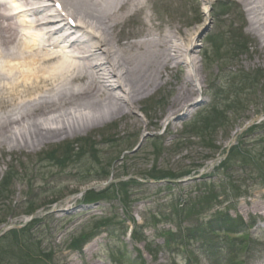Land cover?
<instances>
[{
	"label": "bare ground",
	"instance_id": "1",
	"mask_svg": "<svg viewBox=\"0 0 264 264\" xmlns=\"http://www.w3.org/2000/svg\"><path fill=\"white\" fill-rule=\"evenodd\" d=\"M60 1L66 16L43 15L33 7L34 0L15 1L28 17L20 25L0 6V153L12 145L33 154L69 135L125 122V106H136L165 84L166 73L181 66L175 42L187 37L175 24L169 23L174 34L169 36L160 26L157 33L126 27L138 11L149 17V0ZM238 1L254 15L249 31L264 41V0ZM56 18L65 24L72 19L73 32L62 34L55 28ZM43 30L48 31L42 39L33 33ZM61 44L72 50L71 58L56 51ZM259 54L264 59V45ZM187 62L195 65L189 56ZM196 79L185 75L170 102L171 115L184 112L193 101ZM73 116L78 117L68 122Z\"/></svg>",
	"mask_w": 264,
	"mask_h": 264
},
{
	"label": "rangeland",
	"instance_id": "2",
	"mask_svg": "<svg viewBox=\"0 0 264 264\" xmlns=\"http://www.w3.org/2000/svg\"><path fill=\"white\" fill-rule=\"evenodd\" d=\"M152 7L154 8V14L152 15V18L155 20V22L157 23L158 21V12L160 14V16L163 19H167L169 17L170 20L175 19L179 24L178 27L181 28V25H183L184 23H186V21H190V28H191V32H189V34H192V38L193 40H196V46L194 45V55L196 57H198V59H196L197 62V66L198 67V71H199V84L197 83L198 86L203 85V87L205 86V73H204V65L205 62H203V66H202V54H203V49L206 48L208 46V42H209V37H216L219 34H222L223 30H224V25L225 26H229L230 23H234V28L242 26L241 24L237 23V18L236 15H229L226 17H221L219 13V16H214V18L209 17L208 21L202 20L199 24H197L196 20H197V15L199 13V10L203 9L204 5L206 4V0H149ZM158 10V11H157ZM157 11V12H156ZM196 11L198 13H196ZM200 13H202L200 11ZM172 14H174V17L172 16ZM201 17V15H200ZM245 18L244 22L245 24L242 26L244 28V33L245 35H247L248 38V42L250 43L249 40H251L253 42V44L251 45L252 48H250V51L248 50L244 55H240L239 57H232L231 59H229V61H225L221 64H212L210 66H208V70L211 72H215L217 70L218 67L223 68H231V69H244L245 71H251L254 69H257L258 67H261L264 69V59L263 57L260 56L259 54V40L258 38L255 37V35H253L252 33L248 32V25H249V21L251 19V16H248L247 12H245ZM135 25H137V20L133 19L132 23H131V27H136ZM129 25L127 24L126 27H128ZM165 32L167 31V27H165ZM182 31V30H181ZM170 32H172V30L170 29L168 33L165 34H169ZM195 40H194V44H195ZM228 54V53H227ZM199 62V63H198ZM243 70V71H244ZM178 76V81L174 82L173 84L175 86H177V84L180 81V73L178 72L177 74ZM168 81V85L165 87L160 88L158 91L159 92L156 96L158 99H163L166 98V91L172 93V89H171V84H172V75H169L167 78ZM202 87V88H203ZM162 90H164L163 92H161ZM205 88H203V92H204ZM251 93V94H249ZM243 95H239V98H243L244 101L246 102L243 109L240 111L239 115H245L248 118H252V119H256L258 117H264V111L260 112V108L261 105L264 104V87H260V86H256L254 87V91L253 92H249ZM212 93H209V91L207 90L206 95L202 96V101L200 103H202L200 105V103L198 105L193 106V108L191 109V111L184 117H180V118H176V122L179 121H189L194 115L195 113H197L203 106H205L208 101H210L209 99V95ZM174 96V94H172L170 97H168V101H170L172 99V97ZM198 98V92L195 94V99ZM252 99V100H250ZM251 102L252 104L256 105V112H252L253 111V107L251 105H249ZM147 106V105H146ZM137 107V106H135ZM140 107H137L136 110H133V115L136 117V119L141 120L140 118H142L141 114H140ZM255 109V108H254ZM128 110V109H127ZM147 111V115L151 116L152 114L156 113L151 111V108L146 109ZM128 112V111H127ZM129 113V112H128ZM236 116V115H235ZM235 116L230 118V121L232 122L235 119ZM74 118L68 117L67 121L71 122L72 120L77 119L78 116H73ZM127 117H129V115H127ZM242 118H237L235 119L232 123H231V128L227 127V129H222L220 128V130H217L214 133V136L212 138L213 143H215V147H217L218 149L221 148L223 149L226 141H227V135L232 132L234 129L239 128V123L241 122ZM117 125H112V127L108 126V127H104L101 129H94L95 132L92 133L95 137V139H100L102 134H106L105 132H109L110 134H116L120 135V132L125 131V129H129L130 127V123L131 120L128 118L125 120V122H116ZM177 126L179 128V123H177ZM113 128V131H112ZM107 129H109L110 131H106ZM104 130V131H103ZM143 131V130H142ZM89 132H85V133H80L76 136H68L66 137L64 140H62L60 143L64 142H68V141H72L73 139H80L82 137H87L89 135H92ZM114 134V135H115ZM141 134H135L133 136L130 137H122L121 142L115 144L117 147L113 148V150L110 151V149L107 146H100L98 148H96V153H97V160L96 162H98V166H97V170H100L102 167L105 166V163H107L108 161H112V167L113 170L111 171L113 174L118 173V172H122L121 170H119L118 167H120V165H122V162H113L115 160V157L118 156L119 153H121L122 151L125 150H133L136 147V144L138 143V140H140ZM172 132H169V135H171ZM59 144V143H58ZM57 143L55 144H48L44 147L41 148H37L36 149V153L38 152H42L45 151L47 149L52 150L53 147H55L56 145H58ZM12 146V145H11ZM11 146L7 145L6 147V153L3 154L1 157L3 164L7 165L9 163H12V167H14L13 169H15L17 166H19L18 161L19 162H25L27 161V156L32 155L33 154H25L20 153L17 149H13ZM206 146V144H205ZM207 148V147H206ZM206 150V149H204ZM48 151V150H47ZM149 148H146L142 146V148L138 151L137 154H135V158L132 159V161H130L127 165H131L127 172L130 176L132 175H139L142 174L144 170L143 168V159L144 158H149L147 157L149 155L148 153ZM110 152L117 153L112 155ZM220 153V152H219ZM2 153H0L1 155ZM8 154V155H7ZM189 156V153H187ZM11 156L12 158L9 157H3V156ZM194 155V150H191L190 153V157L193 158ZM0 159V162H1ZM9 161V162H8ZM0 163V180L3 177V174L5 173L4 170V165ZM21 170V168H20ZM17 173V170H16ZM46 186L47 189L44 190L43 195L41 196H50L52 199L53 198H57L58 196H60L59 198H61L62 196H64L65 194H68L67 190L63 191L61 195H59L57 193V190H55L54 188V183H49L48 181L46 182ZM17 188L21 189L22 183L18 182L15 184ZM71 191V190H68ZM139 195L137 196V202H139V204L134 206V212L135 214H142V212L145 211L146 209V199L145 197L142 195L145 191H147V187L145 188H140L139 190H137ZM6 192V190H5ZM11 205H7V203H4L2 201V197H0V221L4 220V218L6 217L7 220L4 223H7L5 226H7L10 222H13L14 220H18L21 219L23 217H25L24 215H27V211H29V213H33V211L39 212L38 215L43 216L45 214V212H48V207L45 206V204H43L42 202H38L36 201L35 203H31L32 207L29 208L27 207L29 203L25 204L23 203V199L26 196L23 193L18 192L17 194V189L15 187H11ZM54 201V200H53ZM246 203H241L239 206V211L242 214H250V213H256L258 211H262L264 210V193L260 192L259 190H255L252 191V196L250 197V199L248 201H246ZM38 210V211H37ZM78 207L76 206L70 215H76L79 212L77 211ZM161 211L168 213L170 210L168 208H164L161 209ZM97 212V209H94L93 211H91L90 213H87V215L85 217L88 216H92L95 215ZM34 213V214H35ZM85 214V213H84ZM54 218L53 220L56 219L57 214L54 213ZM83 216V217H84ZM58 226V230H55V233L51 236L47 234L48 241L44 242H48L49 243V247L53 249V258L55 260L56 263L58 264H110L112 263V258L110 256V251H108V246H105L106 250L104 251V249L100 246V242H91L89 243L90 247H89V251L86 252L83 256V259L81 256H77L76 254H72L69 255V252L65 251L63 249V247H61V243L63 242V240L65 239V235L64 232L62 230V228H59L60 225L57 224ZM2 227V226H1ZM49 228V224H47V226L43 229V231H46ZM1 230V228H0ZM260 232H264L261 230H254L252 233V237H254L256 235V237L261 236ZM259 243H255L253 245V247L251 248V250L249 252H247V256H241L238 257V260L243 259L242 264H264V236L262 238H259ZM103 245H105V241L101 242ZM93 244V245H92ZM57 245V246H56ZM102 249H101V248ZM112 249H114V251L116 252H122L121 250L124 248L125 249V254L127 255V258L124 260H121L119 262H114V264H127L128 261H130V259H134V257H136V252L133 250L134 244L132 242H127L125 245H121L118 244L117 241H113L111 243L110 246ZM122 247V248H121ZM122 254V255H125ZM175 254H177V252H175ZM73 259V261H71ZM166 259V258H164ZM163 259V257H160L158 262L156 264H167L165 262V260ZM149 264H153L152 262ZM230 264H233V262H230Z\"/></svg>",
	"mask_w": 264,
	"mask_h": 264
}]
</instances>
